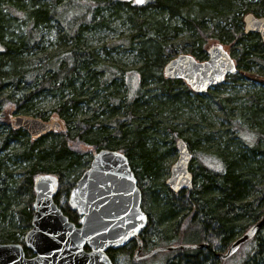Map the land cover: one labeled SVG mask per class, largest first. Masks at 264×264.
Masks as SVG:
<instances>
[{
    "label": "trees",
    "instance_id": "1",
    "mask_svg": "<svg viewBox=\"0 0 264 264\" xmlns=\"http://www.w3.org/2000/svg\"><path fill=\"white\" fill-rule=\"evenodd\" d=\"M239 2L0 0V108L43 121L57 118L62 125L60 131L32 140L25 131L10 127L11 116L0 124V243H19L26 257L33 256L23 237L33 214V181L41 174L57 178L53 201L77 225V212L60 195L68 197L88 168V152L107 149L127 157L138 187L154 205L147 211L141 205L148 221L139 235L138 256L155 249L160 238L199 229L197 247L174 249L164 264H220L216 255L264 217V94L248 95L235 108L227 98H219L231 137L202 139L204 145L217 147L213 156L220 168L193 162L192 190L175 194L162 181L164 162L184 130L176 123L178 104L191 99L185 83L166 79L163 69L181 53L205 61L208 47L215 43L233 53L238 69L225 80L236 83L250 76L253 65L264 68V44L242 28L243 15H264V0ZM158 15L179 18L182 25L172 26ZM116 27L120 32L113 36ZM7 28L14 31L8 33ZM184 30L188 34L178 37ZM103 32L111 38L104 40ZM50 34L53 42L46 40ZM119 50L134 55L133 67L125 66L116 54ZM40 101L51 102L49 112L37 106ZM244 132L249 133L248 142L238 139ZM184 141L190 153L199 144L192 137ZM193 159L191 154L190 162ZM9 164L19 168V180ZM246 241L240 264H264V222ZM136 250L132 241L109 249L107 255L113 264H139Z\"/></svg>",
    "mask_w": 264,
    "mask_h": 264
},
{
    "label": "water",
    "instance_id": "2",
    "mask_svg": "<svg viewBox=\"0 0 264 264\" xmlns=\"http://www.w3.org/2000/svg\"><path fill=\"white\" fill-rule=\"evenodd\" d=\"M245 34H257L264 44V15L247 13L242 17ZM238 74L233 58L222 44H211L207 59L197 61L189 54H178L164 66L166 79L182 80L196 94L224 83L228 75ZM12 129L25 131L32 140L62 129L57 118L43 121L28 115L11 116ZM177 158L170 167L165 185L173 193L191 191L193 176L189 171L191 153L181 138L175 143ZM58 180L41 174L34 178V200L30 228L23 237L24 246L32 253L26 257L19 243H0V264H113L107 251L137 243L136 259L148 258L160 251L176 248H155L139 258V235L147 225V215L141 208L142 192L127 157L116 150L101 149L92 154L88 168L77 179L68 196L69 207L76 211L77 225L69 221L53 201ZM264 222V217L237 238L225 253L226 259L252 237ZM185 246L180 249L196 248Z\"/></svg>",
    "mask_w": 264,
    "mask_h": 264
},
{
    "label": "rangeland",
    "instance_id": "3",
    "mask_svg": "<svg viewBox=\"0 0 264 264\" xmlns=\"http://www.w3.org/2000/svg\"><path fill=\"white\" fill-rule=\"evenodd\" d=\"M121 1H129L134 4H143L146 0H143V3H136L135 0H121ZM234 1L236 5L239 6L240 0H234ZM243 1L252 2V3L256 2V0H243ZM157 17L158 19H163L164 22L172 26L181 27L182 25L181 20L179 18H169L168 16H163V18H161L159 17V15ZM19 28L18 30L16 29L17 32L22 33L23 30ZM242 28H243V24H242ZM11 31H14V30H12V28L6 29V32L8 33ZM117 32H120V27H116V33H113V36H115ZM103 33H101L102 34L101 37L104 40H108L109 38H111V34L109 33L103 34ZM186 34H188V32L184 30L180 32L178 37H184ZM46 40H49V42L51 41L53 42V35L52 36L51 34L48 35V39ZM227 52L234 60L233 53L229 51V49H227ZM129 53L130 52H124L122 50H119V52L116 54L118 55V57L122 58V61L125 62V66H128L129 68H131L133 67L135 63V57H133L134 56L133 54L131 53L129 54ZM247 73L250 75L249 77H244V76L239 77L238 82L236 83H232V81L230 80H225L221 87L216 88V89L215 87L211 88L210 89L211 93L206 92L204 94H199L200 98L198 99L192 96L194 92L190 90V88L185 84L190 90L188 94L191 100H185L184 102L182 100L178 104L180 108V112H179L180 117L178 118L179 120H177L176 123H178L177 124L178 128L180 129L184 128L183 131H180L181 137L179 138L184 140L186 137L188 139L189 137L190 138L192 137L193 139L195 138L199 142L198 145L192 147L193 152L191 151V154L193 158L195 159H193L189 165H191L193 162L194 163L200 162L203 165L209 166L214 169L220 168L219 161L217 160V158L213 156V155H216L215 149H217V147L216 146L213 147L211 145H204L205 143H204V140L202 139V136L207 135V138H209L208 140L210 141L212 140L215 141V139L220 140L223 138L221 136H225V135H227L228 137H231L229 136L230 135V131L228 129L230 127L229 123L225 120L224 111L220 109L219 104H218L219 98H223V97L227 98L229 105L235 108L239 105H242L246 101V98L248 97V95L264 94V68L258 65H253ZM135 83H136V79L133 78L130 84L131 86L134 87ZM149 86L154 88V84L152 82L150 83ZM152 91H155V90L152 89ZM37 106L43 111L49 112L51 102L50 101L48 102L40 101L37 104ZM12 115H14V113H10L0 108V124H4V122L8 123L9 122L8 118L9 116H12ZM9 125L11 127V122H9ZM2 130L3 129L1 128V125H0V131ZM4 132L2 133L4 134ZM166 137H167L168 143L165 144L166 146L165 148H168L167 146L169 145L171 146V144L169 143L170 135H166ZM238 139L241 142H248V140L250 139L249 133L244 132L243 134H239ZM176 141L174 142L176 143ZM86 150L88 151L89 148ZM88 153H89L90 158L92 159L93 153H90V152ZM177 156H178L177 150L175 147V150L172 151V153L167 156V160H165L164 162L165 167L163 168L164 174H163V180H162L164 185H165V180L170 175V167L175 162ZM8 167H9V170L14 171L15 178L19 180V168L16 165H12V164H9ZM190 171H192L191 166H190ZM157 194L160 199L164 198V196L160 192H158ZM60 198L63 202L65 200H68V197H65V195L63 194L60 195ZM150 198L151 197L149 195L142 194V204L141 205L144 204L143 205L144 211L149 210L150 207H152L151 209L154 210V205L150 201ZM14 219L17 220L16 215H14ZM238 231H239L238 233H240L242 229L240 230L238 229ZM198 232H200L199 229L198 230L193 229L190 231L183 232L182 234L174 236V237L160 238L159 242L157 243L156 248H164V247L182 248L185 246H192L197 241ZM247 242L248 241H245L244 243L240 244L238 249L228 258L219 259L220 264H240L246 252V247L248 246ZM175 251L176 250L160 251V252L155 253L154 255H151L150 257L146 259L141 258L142 256H144V254H146L145 252H143V255L141 257L139 256V258L142 259L141 261H139V264L141 263L142 264H164L172 256V254L175 253ZM116 264H122V262L118 260L116 261Z\"/></svg>",
    "mask_w": 264,
    "mask_h": 264
},
{
    "label": "snow or ice",
    "instance_id": "4",
    "mask_svg": "<svg viewBox=\"0 0 264 264\" xmlns=\"http://www.w3.org/2000/svg\"><path fill=\"white\" fill-rule=\"evenodd\" d=\"M136 3H143V0H135Z\"/></svg>",
    "mask_w": 264,
    "mask_h": 264
},
{
    "label": "flooded vegetation",
    "instance_id": "5",
    "mask_svg": "<svg viewBox=\"0 0 264 264\" xmlns=\"http://www.w3.org/2000/svg\"><path fill=\"white\" fill-rule=\"evenodd\" d=\"M250 228H251V226L248 228V230H249ZM248 230H247V231H248ZM140 257H141V256H140ZM218 259H220V258L218 257Z\"/></svg>",
    "mask_w": 264,
    "mask_h": 264
}]
</instances>
